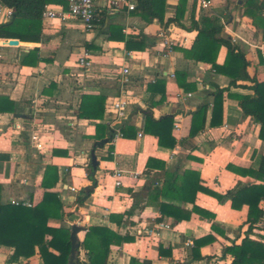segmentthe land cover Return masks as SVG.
Here are the masks:
<instances>
[{
    "label": "crops",
    "instance_id": "1",
    "mask_svg": "<svg viewBox=\"0 0 264 264\" xmlns=\"http://www.w3.org/2000/svg\"><path fill=\"white\" fill-rule=\"evenodd\" d=\"M107 1L97 0L99 22L93 31H85L74 20L47 25L42 21L39 42L19 40V46L0 48V201L4 205L30 202L49 213L51 227L71 231L75 224L83 226L85 230L78 234L81 243L91 227H106L134 239L112 245L107 264H130L132 258L151 264H231V256L224 257L223 249L233 242L241 244L246 237L248 206L234 210L228 198L219 202L199 193L196 206L212 216L193 213L191 219L176 223L171 217H163L158 203L150 200L151 186L162 185L165 171L157 166L148 171L147 163L154 158L164 162L169 172L197 171L205 188L224 196L238 186L259 183L227 168L234 165L257 169L264 156L261 126L252 116L244 115L239 100L256 96L255 83L240 80L239 87H230L231 78L216 72L211 64L186 58L182 50L190 49L198 34L192 28L194 21L201 25L205 17L218 19L225 35L231 42L235 40L232 44L249 61L247 73L256 80L262 95L260 103L249 107L264 116V11L260 14L251 10L257 16L254 22L245 14L251 0H211L209 10L197 2L194 6L191 0H163L164 23L176 20L163 26L157 19L147 22L141 12H112ZM255 1L264 10V0ZM4 24L0 22V26ZM162 29L177 41V48L168 58L161 56L163 45L158 35ZM111 34L114 39H110ZM129 40H143L146 47L142 51L128 50ZM34 49L37 54L28 57ZM85 49L91 54L92 67L88 71L78 66ZM129 52L133 57H128ZM226 57L227 48L222 47L217 64L222 66ZM124 67L129 68L131 78L127 87L130 104L123 122L125 137L114 144L110 140L100 144L105 140H98L102 129L97 126H105L106 135H111L116 119L112 104L119 97ZM178 72L186 74L185 84L190 91L178 84ZM218 89L229 91L224 93L213 120ZM179 92L192 93L193 97L181 101L176 97ZM205 104V127L191 136L193 113ZM82 105L93 115L91 118L80 117ZM148 115L155 120L173 118L175 147L160 146L158 139L145 131ZM140 131L142 138L138 137ZM48 166L58 169V181L45 189L42 183ZM116 169L124 172L121 187L114 185ZM45 192L58 195L62 210L44 201ZM80 198L84 202L81 205ZM160 202L182 206L164 197ZM184 207L192 210L194 205ZM111 215L124 216L122 223L111 220ZM213 225L225 237L212 231ZM212 233L216 241L203 246V259L195 260V241ZM250 238L264 243V226L254 229ZM188 241L193 245L188 246ZM12 254V248L0 246V264H12ZM81 254L84 260L85 253ZM18 264L44 262L36 255L21 258Z\"/></svg>",
    "mask_w": 264,
    "mask_h": 264
},
{
    "label": "trees",
    "instance_id": "2",
    "mask_svg": "<svg viewBox=\"0 0 264 264\" xmlns=\"http://www.w3.org/2000/svg\"><path fill=\"white\" fill-rule=\"evenodd\" d=\"M137 9L141 12L143 18L147 21L157 19L163 26L176 20H168L164 23L166 6L163 0H137ZM196 5V1H194ZM8 7L15 10L13 19L0 26V38L2 39H18L21 42H39L42 37V13L46 4H57L66 6L65 0H4ZM257 10L262 13L264 10L258 2L251 0L246 9V15L252 16L254 22L257 19L251 10ZM261 17V16H260ZM262 19V18H260ZM257 25V24H256ZM183 27V26H182ZM192 28L197 29L198 34L190 49H183L185 57L199 63L211 64L213 69L219 74L231 78L230 87H239L238 81L251 80L255 83L253 87L256 93L255 97H239L240 105L245 116H252L255 121L260 124V139L264 142V116L260 110L250 108L249 105L258 104L262 101V95L257 87L255 79H251L247 73L249 61L246 55L238 46L232 44L228 36L225 35L224 27L216 18H203L201 25L195 21ZM121 31V29H120ZM113 34L110 39H114ZM145 42L127 41L128 50L142 51L145 49ZM222 47L227 48V57L225 63L220 66L217 64L218 54ZM177 48V47H175ZM38 50H32L28 57H33ZM22 63H27L25 58ZM178 84L185 91H190L191 87L185 84L186 74L184 72L177 73ZM229 89H218L215 92L213 120L221 108L224 93ZM91 99L89 97H85ZM99 99V98H98ZM6 100V99H5ZM3 103H7V100ZM103 100V99H101ZM2 103V104H3ZM208 105L199 107L193 113L191 136H195L198 131L204 129L206 123ZM3 108L0 109L2 111ZM93 116V115H92ZM84 105L81 107L80 117L91 118ZM102 117V114L100 115ZM173 118L164 117L155 120L151 116H147L145 131L158 139L159 145L162 147L173 148L176 145V139L172 136ZM215 123V122H214ZM213 124V122H212ZM98 130L102 129V133L98 134V140H110L111 135H106L105 126H97ZM165 171V177L162 185L151 186L149 193L150 200L158 203L161 215L171 217L176 223L191 219L193 213L200 216H212L207 211L196 206V198L199 193L208 194L216 198L219 202H223L226 198L230 199L231 206L234 210H240L243 206H248L247 223L249 229L246 237L241 244L233 242L231 246L223 249V256H231V264H264V243L262 241L252 240L250 233L254 229H260L264 226V156L260 158L259 166L254 168H237L234 165H228V169L242 175L251 177L259 183H249L238 186L228 191L224 195L215 193L202 185V179L197 171L186 170L183 173L166 171V164L154 158H150L147 163V170L153 167ZM58 181V169L54 166H48L42 187L50 189ZM1 189V187H0ZM164 197L170 201H179L182 206L178 207L166 202H160V198ZM44 201L54 204L58 211L62 210V203L56 193L45 192ZM78 203L83 204L81 198ZM186 204H193L192 210L184 207ZM50 215L47 211L40 208H28L24 206H16L13 204H2L0 201V246H7L13 249L10 263L18 264L21 258L30 259L39 255L44 264H69L71 243V231L68 228H55L48 225ZM124 216H110L111 220L121 224ZM212 231L224 234L216 225H213ZM225 237V234H224ZM133 238L121 236L120 234L106 227H91L85 235L81 243V247L77 254V263L74 264H107L111 252L112 245H122L125 242L133 241ZM216 238L213 233L204 238L195 241V247L192 251V257L195 260L203 259L200 250L203 246L214 243ZM81 251L85 253V259H81ZM161 253V252H160ZM130 264H151L149 261L140 262L132 258Z\"/></svg>",
    "mask_w": 264,
    "mask_h": 264
},
{
    "label": "built area",
    "instance_id": "3",
    "mask_svg": "<svg viewBox=\"0 0 264 264\" xmlns=\"http://www.w3.org/2000/svg\"><path fill=\"white\" fill-rule=\"evenodd\" d=\"M196 1L198 5L205 10L212 8L211 0H191ZM66 6L51 5L46 4L42 13V21L44 24H49L52 22L65 23L70 20L80 22L85 31H93L98 22V9L97 0H65ZM106 6L112 11H128L132 12L137 9V4L134 0H108ZM15 16V10L12 7H8L4 0H0V22L7 23L10 22ZM159 38L161 39L163 50L161 56L163 58H168L173 54L175 47L177 46V41L168 34L167 30L162 29L159 32ZM1 41L7 42V39L0 38V48H11L14 46H6L1 43ZM235 40L232 41L234 44ZM128 57H133V54L129 52ZM90 51L85 49L80 57L78 58V66L84 71H88L92 67V62L90 60ZM3 59V55L0 52V61ZM175 77V75H172ZM131 83L130 70L128 67L122 68L121 79H120V90L119 97L113 102L112 107L116 114L115 123L111 125V143H116L119 139L125 137L123 122L127 117V109L129 107V91L127 89L128 85ZM176 97L185 101L193 97L192 93L179 92ZM20 128V126H18ZM179 129V126H175ZM144 136L143 132L138 133V137L142 138ZM37 141V137H33ZM40 147V145L38 146ZM113 178L115 180V187H121L123 185L124 172L116 169L113 171ZM75 191V189H73ZM11 204L16 206H24L28 208H33L30 202L26 201H13ZM163 228H169L164 224L161 225ZM188 246L193 245L192 242H187Z\"/></svg>",
    "mask_w": 264,
    "mask_h": 264
},
{
    "label": "water",
    "instance_id": "4",
    "mask_svg": "<svg viewBox=\"0 0 264 264\" xmlns=\"http://www.w3.org/2000/svg\"><path fill=\"white\" fill-rule=\"evenodd\" d=\"M4 45L6 46H19L20 41L18 39H9L7 42H4ZM108 140H105L101 142L100 144H107ZM93 163L96 164V156L93 154ZM85 228L80 225H73L71 228V234H70V243H71V251H70V258H69V264L77 263V254L81 247V241L78 237V234L80 232H83ZM192 261L186 263L191 264Z\"/></svg>",
    "mask_w": 264,
    "mask_h": 264
}]
</instances>
